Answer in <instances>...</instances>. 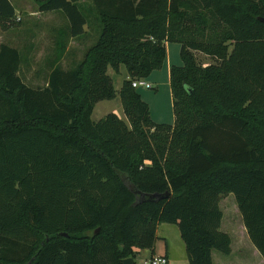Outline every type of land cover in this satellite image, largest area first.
<instances>
[{
	"label": "trees",
	"instance_id": "obj_1",
	"mask_svg": "<svg viewBox=\"0 0 264 264\" xmlns=\"http://www.w3.org/2000/svg\"><path fill=\"white\" fill-rule=\"evenodd\" d=\"M69 25L44 86L21 77L18 48L0 44V264H123L153 249L160 223L177 224L189 264L230 255L219 201L233 193L264 258V0H92L97 40L72 69L60 68L67 38L89 24L81 0H39ZM16 6L0 0V27ZM172 65L175 120L158 123L133 87ZM196 52L214 58L203 65ZM121 65L126 122L102 100Z\"/></svg>",
	"mask_w": 264,
	"mask_h": 264
},
{
	"label": "rangeland",
	"instance_id": "obj_2",
	"mask_svg": "<svg viewBox=\"0 0 264 264\" xmlns=\"http://www.w3.org/2000/svg\"><path fill=\"white\" fill-rule=\"evenodd\" d=\"M16 6V25L2 29L0 27V44L7 43L18 48L22 55L20 75L22 79L30 86H44L47 82V76L52 68L51 62L57 54L56 32L54 27L62 28L65 24V15L63 13H52L39 11V0H11ZM81 5L88 13L89 31L84 39L79 43L84 47L92 45L100 34V26L96 21V13L92 6V0H81ZM37 13V14H36ZM44 13V14H43ZM46 14V15H45ZM78 41V40H77ZM172 55L174 49L180 47V43L171 42ZM74 53L67 55L58 65L60 68L68 70L74 68L73 60L80 61L83 58V48L78 49V44H74ZM179 60V50L177 52ZM199 55L200 62H213L212 57ZM160 73L159 77L150 82L154 85L151 89L138 87L143 100L148 103L151 111V117L155 122L173 124L175 120L173 109V97L170 84L167 78L166 65L155 71ZM108 74L111 76L116 89V97L112 100L99 101L94 108L92 119L97 122L108 113H116L126 122L128 119L124 113L119 91L125 79L129 76L127 68L121 65L120 71L116 72L112 67L108 68ZM219 205L223 211V219L220 227L221 231L228 233L234 238L235 263L243 260V257L252 255L253 244L245 229L242 214L239 210L236 197L233 193L220 197ZM214 258L229 257L216 250L213 251ZM234 257V256H233ZM240 258V259H239Z\"/></svg>",
	"mask_w": 264,
	"mask_h": 264
},
{
	"label": "crops",
	"instance_id": "obj_3",
	"mask_svg": "<svg viewBox=\"0 0 264 264\" xmlns=\"http://www.w3.org/2000/svg\"><path fill=\"white\" fill-rule=\"evenodd\" d=\"M51 12L52 13H63L61 11H51ZM40 13H42V11H40ZM65 21L66 22L62 28L57 27V29H56V27H54L55 32H56V43L59 41L61 32L65 28H67L69 25V21H68L67 17H66ZM88 31H89V24H87L85 26V33L83 35H81L79 37H68L67 38L66 52H65L63 58L60 60L59 64L61 63V61L64 59L65 56L74 53V48H75L74 44H78V46H79L78 49L83 48L82 51H84V52L91 46L90 45V46L84 47L83 44L81 45L79 43V41L81 39H84L87 36ZM170 43L171 42L166 43L167 57H166V61L164 64V66L166 65L167 78H168L169 84H170V69H171L172 65H182L183 64L181 54H180L181 53V45L178 49L177 48L174 49L175 55L173 57ZM178 50H179V54H180V60H179V57L177 54ZM199 55L203 56L201 58L210 57L204 53L196 52V56H199ZM79 62L78 61L75 62L73 60L71 63H73V65H74L75 63L78 64ZM216 62H217L216 60L213 62H203L202 61V64L207 65L209 63H216ZM156 71H158V70H156ZM159 74L160 73H156V75H155V71H154L147 80L149 82H150V78H153L154 80H156V78L159 77ZM127 78H129V76H127ZM150 83L152 85H154L152 82H150ZM171 94H172V92H171ZM231 238H232V252H231V254L229 255V257H226V258L218 257L217 261L213 255V260H214L215 264H264L263 256L260 254V252L257 250V248L254 245H253V249H252V255L250 257H248V256L246 258L243 257L242 258L243 260H238L237 263H235V261L233 260L236 258L234 255L235 253H234V246H233L234 238L232 236H231ZM135 251H136V257L135 258L133 257L135 260V264H145L147 260L154 258V257H160V256L166 257L168 259L167 264H189L186 247H185L184 241L181 237L179 226L177 224L160 223L158 225V228H157V239H156V243L154 245V248L153 249H148V248L137 249V248H135Z\"/></svg>",
	"mask_w": 264,
	"mask_h": 264
},
{
	"label": "built area",
	"instance_id": "obj_4",
	"mask_svg": "<svg viewBox=\"0 0 264 264\" xmlns=\"http://www.w3.org/2000/svg\"><path fill=\"white\" fill-rule=\"evenodd\" d=\"M133 87H145L148 89H151L153 85L144 78L136 79L132 82ZM168 259L166 257L160 256V257H154L146 261L145 264H167Z\"/></svg>",
	"mask_w": 264,
	"mask_h": 264
},
{
	"label": "water",
	"instance_id": "obj_5",
	"mask_svg": "<svg viewBox=\"0 0 264 264\" xmlns=\"http://www.w3.org/2000/svg\"><path fill=\"white\" fill-rule=\"evenodd\" d=\"M259 20L264 23V17H259ZM123 264H135V260L133 257H128L123 260Z\"/></svg>",
	"mask_w": 264,
	"mask_h": 264
}]
</instances>
